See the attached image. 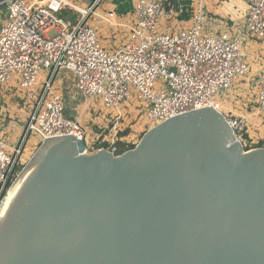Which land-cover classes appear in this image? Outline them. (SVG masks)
I'll use <instances>...</instances> for the list:
<instances>
[{"label": "water", "instance_id": "obj_1", "mask_svg": "<svg viewBox=\"0 0 264 264\" xmlns=\"http://www.w3.org/2000/svg\"><path fill=\"white\" fill-rule=\"evenodd\" d=\"M46 138L0 226V264H264V148L211 106L133 151ZM19 177V178H20Z\"/></svg>", "mask_w": 264, "mask_h": 264}, {"label": "built area", "instance_id": "obj_2", "mask_svg": "<svg viewBox=\"0 0 264 264\" xmlns=\"http://www.w3.org/2000/svg\"><path fill=\"white\" fill-rule=\"evenodd\" d=\"M87 1L89 9L81 11L68 0H0L7 16L0 29V88L18 76L16 91L25 95V103L31 102L24 136L34 134L41 146L46 138L70 135H82L86 143V130L79 120L65 116L63 99L54 89L56 74L70 71L77 90L86 98L100 100L106 110L115 112V120L121 119L129 102L138 104L155 125L211 106L242 143L246 118L234 116L218 97L253 70L243 37L206 29L204 0L193 6L187 29L168 32H158L164 21L183 23L181 0H134L129 22H117L116 14L108 12L107 23L129 29L127 41L118 50L103 46L97 30L85 23L103 0ZM245 1L247 32L264 39V0ZM64 12L68 20L63 19ZM44 72L48 76L40 85ZM161 79L165 90L156 87ZM256 99L264 113V63L257 72ZM103 142L87 145L86 152L106 150L120 156L114 140L107 147ZM23 149L19 143L10 153L0 137V205L16 177Z\"/></svg>", "mask_w": 264, "mask_h": 264}, {"label": "rangeland", "instance_id": "obj_3", "mask_svg": "<svg viewBox=\"0 0 264 264\" xmlns=\"http://www.w3.org/2000/svg\"><path fill=\"white\" fill-rule=\"evenodd\" d=\"M30 1L36 2L38 0ZM68 1L78 4L77 6L85 11L89 9L90 2L87 0ZM131 1L134 4V0H103V2H101V4L97 7H91L92 11L89 12L85 23L93 26L97 30L102 45L107 49L118 50L121 48L129 37V29L123 26H117L114 24L115 22L113 25L107 23L105 20L106 14L113 11L116 14V18H118V15H121L120 12L123 13L131 10V8H129L130 5L132 6ZM149 1L155 2L158 0ZM192 1L195 3L197 2V0ZM118 3L122 5H118ZM195 5L196 4L193 6ZM131 12L132 11L122 15L123 19H121V21H131L133 19ZM183 12L184 14L181 16L183 23L181 21L180 23L176 22L175 20L164 21L159 27L158 32L175 31L180 29V27H186L187 29V27L191 25V22H189L190 12L189 10L186 12L185 9ZM70 13L73 12H69V14ZM76 15L78 18L82 17V14L77 13ZM6 17L5 8H0V29L3 27ZM62 17L63 19L68 20L65 12ZM100 17H104V20ZM219 25H222L224 29L228 27V29L225 30H228L233 36L235 34L234 31L243 29L241 22L234 26L225 19L222 20ZM216 26L217 25H215L213 18L208 15L206 29H213L215 31L224 30L223 28H218L217 30ZM232 26L234 28H232ZM241 32L240 35L237 36L242 37L243 31L241 30ZM66 72L69 71H60L57 73L54 81V87H58L61 93L63 91L70 96L71 100L70 102H67L68 99L62 93L65 116L70 119H76V117L81 116L80 122L87 134V145H92L97 140H99V143L105 140L103 143L105 144V147H107L109 142H113L114 140L115 145L118 148V155L121 156L124 153L135 150L145 134L155 127V122L148 121L143 116L141 108L138 107V104L135 102H129L128 105L124 107L121 119L115 120L113 116L115 115V112L106 110L101 101L98 99L86 98L77 90L75 85L68 80ZM18 80V76H14L11 86L7 85L0 88V137L6 140L9 148L11 147L9 150L10 153L12 149H15L18 146L19 143H23L24 146L22 156L20 157L19 163L16 167L15 176L17 178L15 177V182L29 165L34 154L41 147V140L37 136L31 134L29 137H26L24 136L25 130L24 133L21 132L20 125L24 124L26 128L27 118L25 119V116L28 109L26 108V110L24 108V112L19 110L21 107L23 108L22 102H25L27 98L22 92L14 95V92L12 91V87H17ZM256 86L257 73L252 71L249 76L241 78L235 82L231 90L226 93H221L218 97V100L224 105L226 110H230L234 116L242 115L248 117L250 122L247 121L249 124L246 128V133L242 136L243 141L241 144L245 150L246 148H249V150L257 149V147H259V143H264V113L259 111L256 99ZM156 87H161L165 90L166 84L161 79L157 82ZM28 105H31V102ZM3 108H6L7 111L2 115L1 111ZM114 134H116V136H114ZM247 136H250L251 139ZM98 146L99 144L97 147ZM2 205L3 202L0 205V209Z\"/></svg>", "mask_w": 264, "mask_h": 264}, {"label": "crops", "instance_id": "obj_4", "mask_svg": "<svg viewBox=\"0 0 264 264\" xmlns=\"http://www.w3.org/2000/svg\"><path fill=\"white\" fill-rule=\"evenodd\" d=\"M131 3H132V6L130 5L129 8H131V10H132L134 4L132 1H131ZM197 3H198V0L196 3L193 2L192 0H181V7L183 8V11H184V9L186 12L189 10L190 14L189 13L188 14L191 17L192 13H193V5L197 4ZM204 5H205L206 12H207V16L209 15L213 18L215 25H217L216 26L217 30H218V28H220V29L223 28V26L222 25L220 26L219 24H221L222 20H224V19L228 20L230 22V24H233L234 26L240 22L242 23L243 29L234 31L235 32L234 36L240 35L241 30L243 31L242 37L244 38V41L246 44L245 49H246V52L248 55V61H249V64H250L253 72L257 73L259 71L260 67L262 66V64L264 63V59H263L264 58V39L258 40V39L252 38L247 32V27H246L247 4H246V1L245 0H204ZM130 11H126L123 13L120 12L121 15H118L119 19L117 18V22H122L121 21V19H123L122 15H124L125 13H128ZM183 14H184V12H183ZM188 14H185V15H188ZM232 28H234V27L232 26ZM225 29H228V27H226ZM224 30H219V31H224ZM66 73H67L66 76H67L68 80L73 85H75V87H76V79H75L74 74L70 71L66 72ZM47 76H48V74L46 72L42 73V76L40 78V85L43 82V80H45L47 78ZM56 76H57V74H56ZM56 76L54 77V81H55ZM10 86H11V84H10ZM54 89L56 90V92L58 94H60L61 97H62V93H63V95L68 99L67 102H70L71 98L67 93H65L63 91L61 93V91L58 87H54ZM256 89H257V86H256ZM12 91L14 92V95H17L19 93L16 91L15 87H12ZM26 103H29V101ZM26 103L22 102L23 108L21 107V109H19L20 111H23V112H24V110H23L24 108L28 109L26 116H25V119L28 117V114H29V111L31 108V105H28ZM6 111H7L6 108H3L1 111L2 115H3V113L5 114ZM240 116H242V115H240ZM80 117L81 116H78V117H76V119L80 121ZM242 117L246 118V122L249 121L248 117H246V116H242ZM247 124H249V123L247 122ZM20 127H21V132L24 133V130H25L24 124L20 125ZM247 137L250 138V136H247Z\"/></svg>", "mask_w": 264, "mask_h": 264}, {"label": "bare ground", "instance_id": "obj_5", "mask_svg": "<svg viewBox=\"0 0 264 264\" xmlns=\"http://www.w3.org/2000/svg\"><path fill=\"white\" fill-rule=\"evenodd\" d=\"M118 5L121 6L122 4L118 3ZM80 10L83 11V9H80ZM100 18H102V20H104V17H100ZM105 20H106V17H105ZM157 125H159V124H157ZM157 125H155V126H157ZM71 138L77 139V137H75V136H71ZM82 141L84 142V140H82ZM237 141L240 144H242L239 140H237ZM86 149H87V144L85 143V153L86 154L94 155L95 153L100 152V151H95V152L89 153V152H86ZM33 169H34V167H32L24 176H22V177L19 176L20 178H18V180L15 182V180L17 178L16 177L13 181L14 184L12 183L10 185V187L8 189L9 192H7V195H5V198L3 199L4 201H2L3 205L1 206V209H0V226L3 223V221L5 220V218L7 217L8 213L10 212L18 194L20 193L22 187L24 186L26 180L28 179V177L31 174Z\"/></svg>", "mask_w": 264, "mask_h": 264}, {"label": "trees", "instance_id": "obj_6", "mask_svg": "<svg viewBox=\"0 0 264 264\" xmlns=\"http://www.w3.org/2000/svg\"><path fill=\"white\" fill-rule=\"evenodd\" d=\"M261 147H264V143L259 144V147H257V148H261ZM246 150H249V148H246ZM10 185H11V182L8 184V186H10Z\"/></svg>", "mask_w": 264, "mask_h": 264}]
</instances>
